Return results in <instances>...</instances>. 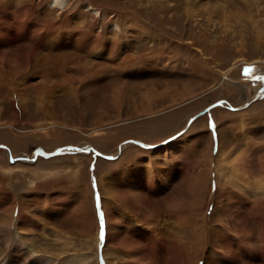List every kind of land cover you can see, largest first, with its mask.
Listing matches in <instances>:
<instances>
[{"label":"rangeland","instance_id":"obj_1","mask_svg":"<svg viewBox=\"0 0 264 264\" xmlns=\"http://www.w3.org/2000/svg\"><path fill=\"white\" fill-rule=\"evenodd\" d=\"M56 1L0 0V264H264V0ZM69 146L117 159L11 161ZM133 160L164 186L134 220L173 199L209 225L197 254L114 201Z\"/></svg>","mask_w":264,"mask_h":264},{"label":"bare ground","instance_id":"obj_2","mask_svg":"<svg viewBox=\"0 0 264 264\" xmlns=\"http://www.w3.org/2000/svg\"><path fill=\"white\" fill-rule=\"evenodd\" d=\"M55 4L56 5H58V4H60L59 3V0H57L56 2H55ZM1 5H2V3H1ZM61 6V5H60ZM81 19V18H80ZM23 31H26V29L25 28H23V30H21V32H23ZM4 33H6V32H4ZM4 35V34H3ZM26 35L27 36H29V32H26ZM24 36H25V33H24ZM0 37H2V36H0ZM5 38V37H4ZM21 38V37H20ZM22 38H23V36H22ZM19 39V38H18ZM6 40H7V44L8 45H6V46H13L14 45V42L15 43H18L19 41L16 39V38H14V37H12V36H8L7 38H6ZM5 44L3 43V45L2 46H4ZM1 46V45H0ZM16 47V46H15ZM12 50V49H11ZM16 51V50H15ZM12 53V52H11ZM10 53H8V55H9ZM7 55V56H8ZM14 56L16 57L15 59L16 60H18V55H16V54H14ZM9 57V56H8ZM7 57V58H8ZM6 58V57H5ZM6 58V59H7ZM12 59H14V58H12ZM30 59V58H29ZM14 62V61H13ZM4 65V64H3ZM6 65H7V63H6ZM5 65V66H6ZM89 65V64H88ZM11 66H13L12 68H14V67H16V65H13V63L11 64L10 63V67ZM91 68H93L94 66L92 65V66H90ZM3 69V68H2ZM6 69V68H5ZM4 70V69H3ZM91 70V69H90ZM2 72V71H1ZM18 72V71H17ZM17 72H16V74H17ZM7 73V72H6ZM8 74H10V73H8ZM15 74V73H14ZM15 74V75H16ZM8 76V75H7ZM11 76V75H10ZM13 76V75H12ZM18 76V75H17ZM16 76V77H17ZM23 76V75H22ZM15 77V78H16ZM5 78H6V76H5ZM11 79V78H10ZM8 80V79H7ZM45 80V79H44ZM259 93H261V94H259ZM258 94L259 95H257L258 97L260 96V97H262V96H264V94L262 93V91H260ZM257 98H254L253 99V101H255ZM122 150H123V148H122ZM83 151V150H82ZM121 151V150H120ZM72 153H74V152H72ZM240 154H242V152L240 153ZM241 156V155H240ZM25 158V157H24ZM26 160V159H25ZM137 160H139V158H137ZM137 160H133V161H131V164H128V163H126L127 165H130L129 166V169L131 170V172H129V174L127 173H125V175H128V177H126V176H120V173H117L116 174V176H115V182H117V184H120L121 186H122V194H120L119 196H117V195H113V196H115V197H113L114 198V201H116V203L117 204H119L118 202H122L123 203V206H121L122 207V209L124 208V210L126 211V213L128 214L129 213V217L128 218H132L133 220H134V218L135 217H133L135 214H137L138 212L136 211V210H138V208H139V206H137V204H140V200H143V199H145L146 197H150L151 195H156L157 193H156V191H158V189L159 188H162L163 190H164V186H159V183H158V180L156 179V172H151L150 173V171H148V174H149V176L151 175V177L150 178H152V179H154L155 180V185H149L148 183L149 182H144V179H143V177L141 176V175H139V172L141 171V170H139V168H137L138 166H137V164H135V161L137 162ZM21 161H24V159H22ZM129 161V160H128ZM223 162H221V164H220V166H219V172H220V174H221V182H225L224 180H225V178H226V176H227V173H225V171H226V165H225V163H224V161L225 160H222ZM241 159L240 158H235L233 161H232V166H233V169H235L236 168V172H237V170H239L240 168H241V166H243V165H241L240 163H241ZM127 162V161H126ZM32 163V162H31ZM137 163H140L139 161L137 162ZM124 164H125V162H124ZM158 164V163H157ZM231 166V167H232ZM151 167V166H150ZM244 167V166H243ZM123 168V167H122ZM125 168V167H124ZM231 169V168H230ZM124 169H122V171H123ZM129 171V170H128ZM203 171V170H202ZM241 172V171H240ZM198 175V179L203 183V182H205V184H207V180H208V178H207V176L205 175V174H203V173H199V174H197ZM226 175V176H225ZM166 176H169V178H170V180H171V172L170 171H167V174H166ZM225 176V177H224ZM235 176V175H234ZM233 176V177H234ZM242 176H244V175H241V178H242ZM248 176H249V174H248ZM233 177H232V179H233ZM247 177V176H246ZM111 178V177H110ZM238 178H239V176H238ZM236 180H239L240 181V179H237L236 178V176H235V181ZM238 181V182H239ZM247 181V180H246ZM246 181H242L241 180V183H242V187H243V184L244 183H247ZM221 182H220V184L219 185H217V187L218 186H221ZM237 182V183H238ZM104 182H102V184H103ZM145 183V184H144ZM241 183H240V185H241ZM147 184V185H146ZM153 184V183H152ZM248 185V184H247ZM116 186V185H115ZM118 186V185H117ZM120 186V187H121ZM111 187V186H110ZM114 187V186H113ZM103 189H105V190H107V192L109 193L108 195H110L111 193V189H110V191H109V188L107 187V185H103ZM244 189V188H243ZM104 190V191H105ZM115 192V191H114ZM202 192V191H201ZM112 194H114V193H112ZM111 199V198H110ZM168 201H170L169 202V204L167 205V207L165 208L166 210H165V215L164 216H162V219L161 220H159V221H161V223L160 224H158V226L155 228V227H153V226H151V225H142V218H140L139 216V219H136V220H134L135 222H136V225H137V228L139 229V230H137V232H142V234L143 233H145V231H146V229H149V228H151V229H149L150 231H153V232H157L156 234H159V236L160 235H162L164 232H167V231H169V230H171V232L172 231H174V229L176 228L177 229V227H179V228H181V230L180 231H177V233L175 234V235H177V241H176V243H177V246H180L179 248H183V249H185V247L187 246V244H188V247H187V251H188V253H190V252H192V253H196L197 254V252L199 251V248H201V246H202V242L203 241H201V240H203V237L207 234V233H209L210 231L208 230V223H205V221H204V219L203 220H200V219H198L197 221L195 220H193L192 222L190 221L191 219H190V217L189 216H187V215H184V213H183V210H180L179 208H178V202H177V204H175V202H174V200L172 199V200H168ZM141 202H143V201H141ZM199 202V201H198ZM167 203V202H166ZM196 204H197V202H196ZM149 205V204H148ZM119 206V205H118ZM166 206V205H165ZM109 207H110V205H109ZM183 207V206H182ZM150 208V207H149ZM142 209V208H141ZM163 211V210H162ZM111 212V211H110ZM153 212V211H152ZM220 212H222V210H220ZM106 213V212H105ZM139 214V213H138ZM146 215V213H144V215L143 216H145ZM155 213H151V210H150V213L148 212V214H147V217L148 218H151V221H152V219H154L153 217H155ZM160 216H161V214H160ZM113 217H114V215L113 214H111V213H108V218L109 219H113ZM138 217H136V218H138ZM106 218V217H105ZM107 218V219H108ZM145 218H146V216H145ZM205 219H206V217H205ZM147 220V219H146ZM225 221V220H224ZM207 222V221H206ZM223 222V221H222ZM236 222V221H235ZM148 223V222H147ZM226 223V222H225ZM145 224V223H144ZM151 224V223H150ZM221 224H223V223H221ZM188 227V228H185V227ZM223 226V225H222ZM224 227V226H223ZM235 227V226H234ZM141 228H143V229H141ZM175 229V230H176ZM234 230H233V232H235L237 229L236 228H233ZM212 231V230H211ZM152 232V233H153ZM228 232V231H227ZM174 233V232H173ZM172 233V234H173ZM220 233V232H219ZM155 234V235H156ZM217 234H218V232H216L215 233V237L217 238ZM154 235V234H153ZM188 235H190V236H188ZM231 235V234H230ZM169 236V235H168ZM167 235H166V237H168ZM172 237V236H171ZM170 237V238H171ZM191 238V239H190ZM187 239V240H186ZM188 239H190L189 241H188ZM175 240H176V238H175ZM175 240H174V242H175ZM195 241V242H194ZM129 242V241H128ZM122 245H123V243H122ZM200 245V246H199ZM124 246V245H123ZM125 247V246H124ZM178 248V249H179ZM193 248V249H192ZM192 250V251H191ZM185 251L186 250H184V253H185ZM196 251V252H195ZM183 253V254H184ZM198 256V255H197ZM198 257H196V259H197ZM192 262V261H191ZM188 263V262H187ZM197 264H199V260L197 261Z\"/></svg>","mask_w":264,"mask_h":264},{"label":"water","instance_id":"obj_3","mask_svg":"<svg viewBox=\"0 0 264 264\" xmlns=\"http://www.w3.org/2000/svg\"><path fill=\"white\" fill-rule=\"evenodd\" d=\"M259 94H261V93H259ZM218 104H222V103H218ZM209 109H210V108H209ZM209 109H208V110H209ZM231 109H232V108H231ZM190 123H191V121L189 122V124H190ZM78 151H79V152H82V150H80V149H79ZM67 152H68V151H66V152L64 151V152H63V150H62V151L60 150V151H58L57 153H54V154H45V156H46V157H55V156H57V155L67 154ZM17 160H18V159H17Z\"/></svg>","mask_w":264,"mask_h":264},{"label":"snow or ice","instance_id":"obj_4","mask_svg":"<svg viewBox=\"0 0 264 264\" xmlns=\"http://www.w3.org/2000/svg\"><path fill=\"white\" fill-rule=\"evenodd\" d=\"M97 201H99V196H97ZM100 218H101V220H103V213L100 214ZM102 238H103V236H102Z\"/></svg>","mask_w":264,"mask_h":264}]
</instances>
